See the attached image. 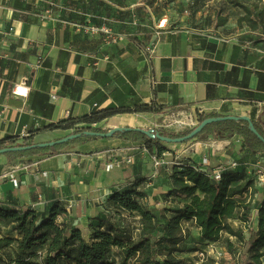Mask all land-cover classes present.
Instances as JSON below:
<instances>
[{
  "label": "crops",
  "instance_id": "obj_1",
  "mask_svg": "<svg viewBox=\"0 0 264 264\" xmlns=\"http://www.w3.org/2000/svg\"><path fill=\"white\" fill-rule=\"evenodd\" d=\"M249 15L230 0H0V139L57 140L72 129L49 125L108 106L147 104L157 112L116 114L92 126L150 128L160 117L186 108L264 121V79L259 87L258 77L264 73V23ZM164 59L171 60L170 67ZM66 76L71 81L64 88ZM33 91L48 94L55 107L51 118L34 112ZM124 116L140 123L122 124ZM137 146L134 140L100 137L53 155H0V204L48 214L55 203L64 208L72 203L71 212L57 221L72 222L88 239L91 224L101 218L115 223L127 213V223L117 225L138 240L140 217L116 209L109 200L114 191L145 178L138 189L146 196L139 201L153 211L163 201L151 191L161 188L159 179L155 183L148 176L154 152L145 145L136 151ZM183 154L194 163L207 156L213 169L229 159L264 161V151L249 150L237 134L196 137ZM128 155L132 164L107 170L109 162ZM10 171H15L17 186L6 176ZM169 181L167 193L173 187ZM170 198L177 200L175 208L186 202ZM188 223L195 225L184 220L183 226Z\"/></svg>",
  "mask_w": 264,
  "mask_h": 264
},
{
  "label": "trees",
  "instance_id": "obj_2",
  "mask_svg": "<svg viewBox=\"0 0 264 264\" xmlns=\"http://www.w3.org/2000/svg\"><path fill=\"white\" fill-rule=\"evenodd\" d=\"M173 1V0H169ZM234 6L243 8L248 14L252 9L245 0H230ZM247 19L246 16L242 19ZM171 60L164 59L163 65L170 67ZM211 68H220L221 65L210 63ZM232 72L227 73L229 81ZM259 87L262 86L264 73L258 72ZM71 81L70 76L64 79V88ZM243 86H247V82ZM31 105L36 114L45 118L53 116L55 107L49 100L48 94L33 91L30 94ZM157 112L147 104L130 107L94 108L90 114L77 119L61 121L57 125H49V129H74V133L89 131L106 132L107 129L92 126L106 118L122 113ZM221 116L216 112L203 113L201 121L209 117ZM84 123L86 126H77ZM256 129L263 138L256 135L246 120H221L207 125L196 137L213 135L217 138L237 134L243 144L251 151H264V121L258 118L253 120ZM162 132L170 137H178L189 133ZM113 137L126 140H135L145 144L149 152L157 148L159 154L166 151L163 141L150 138L138 130L119 131ZM100 138L96 135L83 134L73 140L58 143L48 147H37L24 151L7 152L5 155L27 156L33 154L53 155L60 153L70 144L85 143ZM18 137L7 136L0 139V148L8 145L20 144ZM189 141V140H188ZM34 143V140L24 139L22 144ZM173 187L169 196L183 197L186 202L180 208H171L166 223H162L156 211L139 201L146 193L139 190L145 178H137L132 184L114 191L109 200L114 207L121 211L137 214L140 218V236L133 240L125 235L124 229L116 223H108L100 219L97 225H90L92 233L86 238L80 228L72 222L57 221V217L67 213L60 203H55L48 214H38L34 209L23 210L17 207H8L0 204V220L12 224L16 236H0V261L3 260L2 251L13 246L16 249L14 262L17 264H60L64 259L67 264H186L185 258L177 253L182 252L180 245L184 240L183 221L193 220L200 230V237L206 242H218L223 233H227V246L231 254L236 256L235 264H264V195L260 199L257 209L255 226H251L252 211L254 209V193L257 192L255 181L241 166L237 169L222 173L220 180L211 177L207 171L195 168V163L188 159L173 168L170 176ZM169 207H165L168 209ZM232 219L241 222L234 227ZM2 227L0 226V235ZM235 237L242 249L237 250ZM42 246L43 249L42 250ZM41 248V249H40ZM116 248L117 250H115ZM161 250L163 252H161ZM41 251L43 254H39ZM41 257L35 260L34 257ZM116 256L119 259H116Z\"/></svg>",
  "mask_w": 264,
  "mask_h": 264
},
{
  "label": "rangeland",
  "instance_id": "obj_3",
  "mask_svg": "<svg viewBox=\"0 0 264 264\" xmlns=\"http://www.w3.org/2000/svg\"><path fill=\"white\" fill-rule=\"evenodd\" d=\"M245 2L250 3L252 6V13L249 15L251 19L253 17L256 19L255 21L264 23V0H245ZM254 20V19H253ZM250 23L249 21H246ZM201 113L200 112H193L189 110L188 108L184 109V111L171 113L168 116L160 117L158 120L154 123V128H156L158 131L162 132H185L190 131L193 129L197 124L201 121ZM109 129V128H104ZM74 129H72L73 132ZM200 139L205 137H198ZM135 141V140H134ZM190 141V140H189ZM187 142H181V143H170V142H163V145L166 147V151L164 154H159L157 151V148H154V155H157L159 158L163 159L166 164H163L161 167L162 169L165 168L166 170L161 173V168L159 170V174L156 177H152V174L154 172V162L152 159V165L150 171L148 172V176L151 178L152 181H155L156 179H159V183H157L161 188L158 190L151 189L152 192H158L157 198L163 201H160L159 206L153 207V209L156 211L160 222L166 223L172 215L169 212V209L177 207V200L174 198H170L169 193L165 192L167 190V183L169 184V178L172 174V170L175 167H178L180 162L185 161L187 162L188 158L183 154V151L187 148ZM18 143H22L21 141H18ZM137 145H140L144 147V143L135 141ZM70 144L69 146H71ZM68 146V147H69ZM139 146V147H140ZM138 146L135 148L136 151H140V148ZM123 158V157H119ZM232 161L229 160H223L222 162L228 163ZM260 161L261 167L264 169V161L261 159H256L255 161H252L250 164H243V167L246 169L247 167V173L250 175L252 179L255 181V187L257 192L254 193L253 197V206L254 209L252 211V221L250 223L251 226H255L257 214H258V203L262 196L264 195V181L259 180V174L256 172L257 167L254 166L255 162ZM148 192V191H147ZM157 200V199H156ZM148 207L149 205L146 204ZM169 207L168 209H165V207ZM113 213L116 212V209L113 207L111 209ZM125 213V212H124ZM121 215V213L119 212ZM118 218V216H116ZM128 215L126 213V217L120 216L115 223L124 225L127 222L123 221V219H129L127 218ZM130 221L135 222L137 220L130 218ZM231 223L234 225V227H239L241 225V222L238 219H232ZM130 224V223H129ZM0 226L2 227V235H14L16 236V232L12 230V224L8 225L5 223L4 220H0ZM228 234L223 233L222 238L218 242H206L203 241L200 237V230L197 228L196 225H193L191 223H188L184 226L183 231V237L184 240L180 245V249H182V252H178L177 254L186 260V264H235L236 256L234 254H231L228 250L227 246V239ZM234 242H236V248L237 250H241L242 246L238 243L237 239L235 237H230ZM15 244L13 246H10L2 251L3 253V260L0 261V264H17L14 262V258L16 256V249ZM44 246H42V250ZM40 248V249H41ZM161 252H163L161 250ZM41 258V257H40ZM38 256L34 257L35 260H41ZM60 264H67L64 259H61Z\"/></svg>",
  "mask_w": 264,
  "mask_h": 264
},
{
  "label": "water",
  "instance_id": "obj_4",
  "mask_svg": "<svg viewBox=\"0 0 264 264\" xmlns=\"http://www.w3.org/2000/svg\"><path fill=\"white\" fill-rule=\"evenodd\" d=\"M221 120H237V121L246 120L249 122L251 130L256 135H258L260 138H263L261 136V134L259 133V131L256 129V127L253 123V120L251 119L250 116L229 114V115H221L218 117L206 118V119L200 121V123L197 124L193 129H191L189 133L182 135V136H178V137L167 136V135L161 133L160 131H158L154 127H150V128L132 127V126L112 127V128H109L108 131H106V132H97V131L86 130V131L80 132V133L71 132L62 138H59V139L53 140V141H48V142H34V143H28V144L20 143V144L8 145V146H5L3 148H0V155L6 154L7 152L24 151V150H29L32 148H37V147L43 148V147L53 146V145L58 144V143H64V142L73 140L75 138L81 137L83 134L96 135V136H100V137L111 138L116 134V132L132 131V130H138L140 132H143L144 134H146L150 138H158V139L162 140L163 142L181 143V142H186L188 140L194 139L195 136L197 134H199L200 132H202V130L207 125H209L213 122L221 121Z\"/></svg>",
  "mask_w": 264,
  "mask_h": 264
},
{
  "label": "built area",
  "instance_id": "obj_5",
  "mask_svg": "<svg viewBox=\"0 0 264 264\" xmlns=\"http://www.w3.org/2000/svg\"><path fill=\"white\" fill-rule=\"evenodd\" d=\"M149 51L151 52V54H153L155 52V46H152L149 49ZM18 90H20V87H17L15 92H18ZM152 159L154 162V172L152 174V177H156L159 174L160 168L163 166V164H166V163L163 159L159 158L157 155H153ZM133 162H134L133 156L128 155V156L123 157L121 159L115 158L114 160H112L111 162H109L107 164L106 168H107V170H111L112 168H114L116 166L132 164ZM209 166H210V161H209V158L207 156H203L201 158L200 162L195 163V168L207 171L211 177H213L216 180H220L222 177V173L224 171L237 169L238 167L243 166V163L239 159H235V160H232V161L225 163V164L223 162H221L216 169H213ZM254 166L257 167L258 171L256 173L259 174V180L264 181V169L261 167L260 161L255 162ZM247 168H246V170H247ZM43 175H45V176L48 175V172L43 171ZM6 176L10 179V181L15 186L18 185V179H17V176L15 174V171H10L9 173H7ZM152 177L149 180L152 181ZM72 206H73V204L69 203L66 206V211L71 212ZM39 254H43V253L41 251H39Z\"/></svg>",
  "mask_w": 264,
  "mask_h": 264
},
{
  "label": "bare ground",
  "instance_id": "obj_6",
  "mask_svg": "<svg viewBox=\"0 0 264 264\" xmlns=\"http://www.w3.org/2000/svg\"><path fill=\"white\" fill-rule=\"evenodd\" d=\"M120 120H121L120 123L125 124V125H128V124L136 125V124L140 123L139 120L134 119L132 116H124Z\"/></svg>",
  "mask_w": 264,
  "mask_h": 264
}]
</instances>
